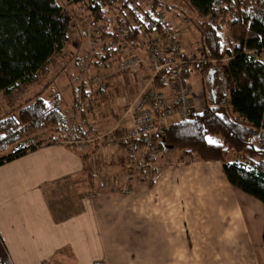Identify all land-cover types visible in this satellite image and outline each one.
Returning a JSON list of instances; mask_svg holds the SVG:
<instances>
[{"label":"crops","instance_id":"0c3cea01","mask_svg":"<svg viewBox=\"0 0 264 264\" xmlns=\"http://www.w3.org/2000/svg\"><path fill=\"white\" fill-rule=\"evenodd\" d=\"M76 25L78 27L79 24ZM77 32L81 40H87L84 49L91 53L94 47L89 48L86 33L80 36L79 28ZM178 38L186 49L197 50L199 36L194 29L192 34L187 35L185 32ZM192 38L195 42L192 47H188L190 43L186 41ZM99 44L100 40L95 47ZM85 50L82 48L80 53L74 54L75 63L83 62L82 55ZM257 59L264 65V51L257 55ZM109 61L96 69L89 67L91 74L94 70L104 79L111 74L109 80L122 89L123 94L125 91L127 100L131 101L139 89L136 91L135 87L127 82L121 86L116 77L121 81H126L127 78L124 74L115 73L114 76L112 73L115 69L108 65ZM32 82L21 84L6 95L0 91V113L7 112L8 106L11 105H8V99L3 102L4 98ZM106 83L107 81L104 84ZM91 89L88 92H91ZM71 95L72 106L75 97L72 90ZM194 96L196 97V94ZM59 98L61 100L60 95ZM118 110L120 114L122 107ZM63 113L66 116L67 113L64 111ZM103 117V120L109 119L107 116L103 115ZM89 120L93 124L98 122V120ZM103 120L100 123H103ZM110 125L113 126L114 123ZM96 126L103 131L102 127ZM66 143L61 139L34 145L23 155L0 165V257L5 254L11 264H127L119 258L111 261L112 252L124 248L131 249L135 244L139 251L138 264H264V248L261 241L263 206L256 199L233 189L228 184L218 162H210L215 165L207 167L211 168L209 171L204 168L207 171L202 172L204 176L200 178L185 179L183 176L180 180L181 187L185 186L180 193L183 195L185 193L187 197L193 194L190 192H194L196 185L197 190L201 192L199 197L202 200L212 195L216 183L223 184V197L219 196L221 193L215 196L220 209L216 214L208 215L207 224L200 220V218L205 219L206 216L193 214L194 197L190 198L192 210L189 214L184 216L178 214L179 202L175 192L179 180L177 181L172 175V168L176 170L177 167L162 169L150 186L142 183L133 184L127 195L97 192L94 194L88 191L85 195L77 193L79 210L72 215L55 217L47 200L46 193L49 187L71 181L74 186L80 188L83 179L89 177L86 176V171L93 168L91 171L99 172L98 163L102 165L105 161L109 162L112 157L117 163L113 166L114 173L117 175L120 173L117 170L122 171V176L119 178L122 182L125 175L122 158L123 162L128 160L122 147L104 149L95 145L78 148L75 145L67 146ZM119 158L121 159L117 161ZM92 194L94 196H91ZM239 205L242 211L238 210ZM187 208L188 206L183 203L181 210ZM202 208L198 207L200 213H204L201 212ZM228 213H231L236 220L231 222ZM256 219L258 225L256 224L254 233ZM200 224L202 228H199ZM227 225L230 228L229 234L219 237ZM131 228L136 231L133 232ZM181 229L187 236L189 234L191 247L182 240ZM191 233H197L193 241L194 245ZM135 234L138 235V240L132 242V245L131 237ZM86 236L89 241L86 240ZM115 239L117 242L114 241ZM181 249L198 250V256L194 257L193 253L186 252L184 257H179ZM256 250L259 253V260L256 258Z\"/></svg>","mask_w":264,"mask_h":264},{"label":"trees","instance_id":"16d2710c","mask_svg":"<svg viewBox=\"0 0 264 264\" xmlns=\"http://www.w3.org/2000/svg\"><path fill=\"white\" fill-rule=\"evenodd\" d=\"M63 1L84 7L92 16V25L103 28L110 23V16L113 23L120 24L123 11L128 9L131 40L140 31L158 32L159 24L152 16L162 6L158 0H151L148 10L138 8L133 0ZM181 1L192 14L191 19L193 14L205 17L191 21L199 36L197 51L203 59L194 70L203 73L214 88L199 113L188 120L169 123L162 133L164 142L181 154H193L201 162H219L228 184L259 201L264 209V65L257 59L264 51V0ZM78 21L83 24L87 38L85 23L81 18L76 24ZM71 22L58 0H0V91L3 94L33 81L51 57L64 49ZM99 40L100 44L91 53L83 49L82 70L86 66L96 69L115 57V42L105 36ZM224 58L226 63L220 64ZM80 63H74L75 67ZM84 88L79 85L72 88L73 107L79 92L86 99L88 92ZM216 94L221 96L218 103ZM46 127L62 133L64 136H60L67 146H73L69 141L87 137L80 123L68 126L56 91L46 98L35 93L32 99L13 110L0 113V152L17 145L23 134ZM209 139L215 143L210 144ZM142 142L143 138L135 145ZM31 148H15L13 153L0 158V165ZM229 156L231 160H227ZM261 241L264 248V221ZM0 264L11 262L4 254Z\"/></svg>","mask_w":264,"mask_h":264},{"label":"rangeland","instance_id":"374dc122","mask_svg":"<svg viewBox=\"0 0 264 264\" xmlns=\"http://www.w3.org/2000/svg\"><path fill=\"white\" fill-rule=\"evenodd\" d=\"M161 3V7H159L160 10H163L164 18L168 21V23L172 26L174 29L177 41L181 47L182 52L185 55H198V51L196 49H186L183 43L180 41L178 37L182 36L183 33H193V26H192V19H200L203 20L205 17L199 15V14H190L187 11L186 5L181 0H158ZM58 3L63 5L70 15L72 22H71V27L69 31V39L67 43L64 45V49L59 53V54H54L51 57V60L49 63L46 65L44 69H42L36 78H34L33 82L29 84L27 87L23 86L22 88H19L18 90H15L10 96L6 97L3 99V102H5V99H8V106L9 110H13L14 107H17L18 105H21L24 103L26 100L32 99L33 95L35 93H41V96L46 98L50 93L56 91L62 100V111L66 112V117H67V124L69 125H79V114L78 110L75 107L71 106V90L73 87L76 85H79V76L80 72H82V63L78 64L77 67H75V56L74 54L80 53L82 48H86V42L87 40H81L80 37L77 35V31L79 28L80 31V36L84 35V26L83 24L78 21V27L76 25V20L80 18L77 14L78 10L81 9L80 5H67L63 0H58ZM136 6V4H135ZM84 8V7H83ZM129 16V15H128ZM131 16H129L128 19L129 23H131ZM124 19V20H125ZM184 26V27H183ZM193 28V29H192ZM186 29V30H185ZM149 35V34H147ZM150 36H157L156 35H150ZM109 40V39H108ZM187 43H190L188 47H192L194 42L193 38L191 40L187 39ZM199 45V44H198ZM119 57H120V51L118 50L116 52V55L113 59H111L108 63V65L112 68L115 69L112 74L115 73L116 75L118 74H124L126 76V81H121L116 77V80L120 82L119 84L121 86L125 85L126 82L128 84H132L133 87H135V90L137 91L138 89H141L145 79L144 77L147 75L148 71L143 69V70H136V71H124L120 72L118 71V62H119ZM141 59H144L141 57ZM214 63V62H212ZM226 63V58L222 59L220 64ZM79 67V68H78ZM220 67V66H218ZM133 70V69H132ZM93 74H91L93 77L99 78V82L97 83V86H92L90 87L93 88L91 89V92H88V95L85 99L86 105H85V114L83 113L82 115L87 117L88 119H93L98 120L94 123V125H98L99 127L104 129H110L112 128L115 123L121 118V116L124 113L125 106L127 104V98L128 96L126 95V92L124 91V94L122 93V89H120L118 86H115L114 83H112L111 80H109L111 74H108L107 77L102 78L97 72L92 71ZM91 73V72H90ZM203 73H201L198 69L196 71H190L186 77V82L188 85L191 87V92L193 94H196V97L194 98L198 102V110H202V108L205 106L206 102L209 101V98L206 97L208 94H211V91L213 90L214 86L212 84L210 85L207 83L206 76L204 75L203 78ZM200 79V80H199ZM201 79L202 82H201ZM105 80V81H104ZM199 80V82H198ZM107 81L106 84H104ZM112 83L111 87H109V84ZM109 88L110 90H104ZM103 93H100V92ZM203 92V93H202ZM202 93V94H201ZM200 94V95H197ZM218 95V94H216ZM123 98V99H122ZM208 98V99H207ZM216 99V102L218 103L221 99V96L218 95ZM122 99V100H121ZM16 100V101H15ZM207 100V101H206ZM7 101V100H6ZM129 102V101H128ZM74 104V103H73ZM124 106V107H123ZM119 107V108H118ZM122 107V111L119 114V110ZM71 108V109H70ZM103 115L109 117L107 120H103ZM111 119V121H109ZM102 120L104 121L103 123ZM114 123L113 126L110 124ZM53 129L54 127H46L40 130H34L30 131L26 134H23V136L19 139V142L17 145H13L4 151L0 152V158L7 156L10 153H13V150L16 148H21V147H33L34 145H40L43 143L47 142H55L58 140L63 139L62 133H54ZM99 129V128H98ZM62 135V137L60 136ZM163 135V134H162ZM161 135L159 139L156 140V146L158 150V156L155 159V163L150 166L151 170L149 171L150 167L147 169V174H148V179L146 182H138L142 184H146L148 186L151 185L153 182L154 178L157 176V174L164 168L168 167H177L176 170L175 168H172L173 176L175 179L178 181V187L177 191L175 194L177 195L178 198V214L180 215H187L189 212L192 210V203L190 198L194 197V209H193V214L199 215L200 217L206 216L204 218H200L201 222H206L208 220V215L210 216V213L216 214L218 210L220 209L219 204L217 203L215 197L216 195L220 194L219 196L223 197L222 195V189H223V184L221 183H216L215 185L216 188H214L212 195L209 197H204L202 200L201 197V192L200 190H197L198 186H194V192H190L193 194H189L187 197L182 193H180V190L183 189L184 187H181L180 185V180L185 176L187 178L193 177V178H200V176H204L202 172H206L207 170H211L210 167L211 165L215 164H210V162L213 161H206V162H201L198 158H196L193 154H181L180 150H175L172 148V146H169L164 142V137ZM65 140V138H64ZM160 144V145H159ZM121 158H119L117 161H119ZM232 156L227 157V160H231ZM97 162V161H96ZM128 160L126 159V162H123L122 158V165L125 166L124 170L126 169ZM100 163V162H99ZM97 166V169L99 172L91 171L93 168H90L89 171H86V176L89 175V181L88 178L83 179L82 186L79 188L77 186L73 185V182L71 181H64L55 185H52L47 189V200L51 206V210L53 212V215L55 217L59 216H64V215H72L74 214L77 210H79V204H78V199H77V193H80L81 195H85V193L88 191V193H98V194H118V195H127L131 191V187L133 184H128L125 188L126 191L123 192V186H124V176H123V181L121 182L119 178L122 176V171L117 170L120 172L119 174L114 173L113 166L116 165V159L114 157L111 158L109 162L105 161L102 163V165ZM219 163V162H218ZM217 165V164H216ZM204 168H207L204 169ZM124 172V171H123ZM152 172V173H151ZM98 173V175H96ZM186 173V174H185ZM150 175V177H149ZM85 176V177H86ZM113 177V178H112ZM96 178V179H95ZM112 178V179H111ZM118 179V181H117ZM113 180V181H111ZM222 181V180H221ZM89 182V183H88ZM127 183V182H125ZM137 183V182H136ZM92 189V190H91ZM80 190V192H79ZM231 193V191L229 190ZM91 196H94L93 194ZM183 203L188 206L187 209L181 210V207L183 206ZM182 205V206H181ZM201 206L203 207L201 209V212L203 211L204 213H200V210L198 207ZM238 210L242 211V207L239 205ZM227 213L226 211H224ZM222 213L225 215V213ZM209 213V214H208ZM256 216L257 213H255ZM228 216L230 217L231 222L233 220H236V218L231 214L228 213ZM201 223V224H202ZM199 225V228H202V225ZM207 224V222L205 223ZM256 224L258 225V219L255 220L254 223V233L256 232ZM235 225V222H234ZM84 228V226H82ZM222 228V227H220ZM192 228H190L191 231ZM229 229L228 225L225 226V229L221 231L219 234V237L223 234H229ZM131 230L134 232L133 228ZM182 232V229L180 230ZM219 231V230H218ZM220 232V231H219ZM188 234V231H186ZM182 236V240L187 243V246H190V237L189 234L188 236L182 232L180 234ZM197 233H191L192 237V242L196 239L195 236ZM86 240L89 241L88 236H86ZM138 240V235L135 234L133 237H131V244L132 242H137ZM117 242V239L114 240ZM195 242H193L194 245ZM133 245V244H132ZM191 247V246H190ZM188 252L193 253L194 257L198 256V250H179V257L183 256L184 253ZM215 253V251H212ZM231 252V251H229ZM113 256L110 258L111 259H122L124 260L127 264H138V254L139 251L137 249V245L135 244L133 247L131 246V249H126L124 248L123 250H114L112 252ZM182 257V258H183ZM256 258L259 260V253L258 250H256ZM112 261V260H111Z\"/></svg>","mask_w":264,"mask_h":264},{"label":"built area","instance_id":"2783aa9c","mask_svg":"<svg viewBox=\"0 0 264 264\" xmlns=\"http://www.w3.org/2000/svg\"><path fill=\"white\" fill-rule=\"evenodd\" d=\"M133 1L140 9L151 8V0ZM77 14L86 25L89 48L95 47L99 38L105 36L114 41L115 48L120 51L118 71H148L142 88L127 102L121 118L108 130L100 131L82 115L86 111V102L81 92L75 101L79 123L86 130L87 137L69 143L78 148L95 145L104 149L122 147L128 157L122 188L125 192L128 184L147 181V169L155 163L158 156L156 140L161 137L171 120L185 121L201 111L198 110V102L193 98L194 94L191 93L186 77L191 70L203 63V59L199 53L185 55L182 52L174 29L159 8L152 13L153 19L159 24L157 36L140 31L132 40L128 33L130 24L125 19L131 16L128 9L123 11V21L120 24L113 23V16L108 17L110 23L105 28L98 24L92 25L91 14L82 6ZM78 80L79 86L85 87L87 92L99 82V78L93 77L87 66L83 68ZM142 138V144L135 145Z\"/></svg>","mask_w":264,"mask_h":264},{"label":"snow or ice","instance_id":"6c2138e0","mask_svg":"<svg viewBox=\"0 0 264 264\" xmlns=\"http://www.w3.org/2000/svg\"><path fill=\"white\" fill-rule=\"evenodd\" d=\"M210 144L211 143H215V141H213V140H211V139H209V141H208Z\"/></svg>","mask_w":264,"mask_h":264},{"label":"water","instance_id":"95a60500","mask_svg":"<svg viewBox=\"0 0 264 264\" xmlns=\"http://www.w3.org/2000/svg\"><path fill=\"white\" fill-rule=\"evenodd\" d=\"M211 74V73H210Z\"/></svg>","mask_w":264,"mask_h":264}]
</instances>
